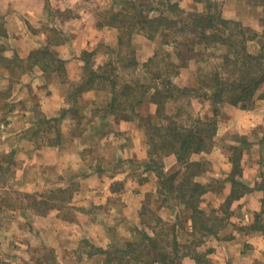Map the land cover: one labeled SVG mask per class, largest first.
<instances>
[{"label":"rangeland","instance_id":"rangeland-1","mask_svg":"<svg viewBox=\"0 0 264 264\" xmlns=\"http://www.w3.org/2000/svg\"><path fill=\"white\" fill-rule=\"evenodd\" d=\"M134 1L13 0L6 10H0V55L26 58L33 50L48 45L57 58L68 60L65 78L39 66L27 67L24 72L20 67L14 72L0 69V264H106L105 255L89 252L97 247L108 249L114 243L123 245L135 235L138 223L144 225L147 218L156 215L167 221L171 235L178 227L181 244L190 242L191 237L181 227L183 223L186 231L192 229L189 214L184 207L172 200L166 203L162 200L165 196L157 195L162 177L159 172L171 175L181 171L179 180L186 164L177 154L153 149L151 135L146 124L143 126L146 121L140 115L152 118L151 123L147 121L149 127L153 125L151 134L155 130L157 135V128L168 120L158 116L156 105L152 101L142 103L138 107L140 115L117 116L109 111L111 95L107 88L87 90L75 97L67 92L81 82L77 66L85 48L104 43L102 51L92 58L96 65L117 59L106 46L117 48L120 29L108 25L106 17L132 8ZM136 1L164 9L162 1L166 0ZM170 1L198 11L215 1L225 17L238 19L252 29L261 28V0ZM170 11L167 7L164 15L175 17L179 12ZM164 33L133 34V52L129 54L141 65L126 70L119 65L114 75L119 73L120 80L145 79L150 84L170 77L176 86L190 88L168 91L173 98L166 100L164 112L179 126H193L201 119L205 128L209 122L210 127L216 122L212 138L207 139L212 147L191 156L193 161L203 162L201 181L210 183L213 189L204 197L209 206L215 207L221 197L214 189L222 185L220 179L231 170V155H241L244 183L254 180L263 184L264 81L255 102L247 108L229 103L213 106L206 96L211 95V88L201 83L199 67L206 68L208 74L203 77L207 81L218 70L233 74L229 65L220 69L212 66L222 61L225 48L215 45L204 48L203 53L197 46L193 52L180 53L171 43L174 37ZM178 37L179 41L186 40L184 35ZM202 54L211 65L206 66ZM152 57H166L176 65L161 70L168 66L161 63L147 69L144 63ZM170 85L160 84V88L168 90ZM237 109L250 110V119L255 122L247 134L228 128L232 118L240 119ZM231 146H237V151ZM192 170H197L196 165ZM241 198L232 204L235 215L231 218L243 223L226 225L221 231L223 240L209 236L198 246L203 252L215 248V252L207 253L209 261L205 264L264 263V240L256 247L241 234L246 230L243 225L248 213L247 203L239 202ZM143 209L147 213H142ZM182 264L200 263L184 258Z\"/></svg>","mask_w":264,"mask_h":264},{"label":"trees","instance_id":"trees-1","mask_svg":"<svg viewBox=\"0 0 264 264\" xmlns=\"http://www.w3.org/2000/svg\"><path fill=\"white\" fill-rule=\"evenodd\" d=\"M259 2L263 5L260 14L261 28L256 30L246 26L238 19L225 17L215 1L208 2L204 10L198 11L181 8L179 3L170 0L162 1L164 9L153 5L144 6L145 3L135 0L131 3L132 8L128 6L131 9L116 11L106 17L108 25H114L120 29L117 48L110 45L106 46V51L108 53L115 52L118 56L117 59H111L99 65L94 63L92 58L95 57L98 51H102L100 46L104 43L97 45L94 49L85 48L82 51L79 58L81 63L77 66L78 73L81 75V82L72 85V88L68 89L67 92L71 97L87 90L107 88L111 95L110 113L117 116L125 114L126 117H134V115H140L139 105L152 101L156 105L158 116L161 119L168 120L167 123H163L157 128V135H155V130L151 134L153 125L149 127L152 118L148 117L149 115H140L144 117L143 122L146 121L143 126L146 124L148 134L151 135L150 142L153 144V149L156 148L158 152L163 150L165 154H177L178 159L186 164V169L179 180L176 179L180 176L181 171L171 175H165L163 170L159 172L162 177L160 178L161 185L157 190V195L165 196L162 200L166 203L172 200L176 206L184 207L185 213L189 214L192 226L191 230L186 231L185 224H180L184 234L191 237L190 242L183 245L178 240V227L175 226L174 235H171V229L166 226L167 221L156 215L151 220L147 218L144 221L145 224H141L142 226L138 223L134 229L135 235L126 239L123 245L114 243L108 249L97 247L89 254L100 253L105 255L104 261L106 264H182L184 258H190L196 263L205 264L209 261L207 253L215 252V248L210 247L204 253L198 246L203 245L209 236L223 240L224 237L221 235V231L226 225L232 226L243 223L242 220L231 218L235 215L232 207L234 201L250 191L248 184L244 183L241 178L244 174L242 161L240 160L241 155L239 157L231 155V170L226 172V175L220 179L222 185H217L214 189V191H219L220 203L215 207L209 206L204 195L212 189L210 188L211 184L201 181V174L204 172L201 166L203 162L193 161L191 156L212 147L207 143V139L212 138L211 134L216 122L212 127L208 125L209 122L205 125V128L202 127L201 119L196 120L193 126H179L177 120L171 119L164 112L166 100L173 98V94L167 93L168 91L176 90L180 92L190 88L176 86L170 77L168 80L163 81L159 76L158 78H161V81H158L157 84H150V81L145 79L132 81L133 79L129 80L122 77L124 80H120L118 79L119 73L115 75L114 73L120 68L119 65L125 67L124 70L138 68L141 65L136 57H130L129 54L133 52L131 41L133 34L144 33L153 36L165 30V35L174 37L171 43L180 53H183L184 50L193 52L198 47L202 49L203 53H205L204 48L215 45L224 47L225 52L222 54V61L212 66L220 69L225 64L229 65L233 68V74L218 70L214 74L211 73L212 77L207 81L203 77L208 74L205 71L206 68L200 66L201 83L210 86L211 95L206 93V96L211 100L213 106L216 103H229L247 108L255 102L258 90L264 81V0ZM208 6L212 9L209 10ZM167 7L171 10L170 13L179 10L178 14L175 17L164 15ZM154 11H157L158 14L152 15ZM180 35H184L186 40L179 41L178 36ZM252 44L256 47L255 50L252 49ZM125 50L127 52H124ZM170 55L168 54V56ZM202 55L206 66L207 64L211 65L205 58V54ZM165 59L167 58L163 57L159 60L157 57H152L144 63V66L149 69L154 64L167 63L168 66L163 65L164 67L161 70L163 68L169 70L171 66L176 65L174 61L167 62ZM196 61H200V58ZM34 66L42 67L44 71L50 73L59 72V76L65 78V72L68 71V60L57 58L48 45L33 50L26 58H9L0 55V69L11 68L14 72L16 67H20L19 69L24 72L27 67L33 68ZM211 69L213 70V68ZM64 82L66 83V81ZM160 84L171 85L168 90H163L160 88ZM231 148L234 151L238 149L237 146H231ZM194 165H196L197 170L193 172L192 167ZM213 179L219 180L217 177H213ZM262 183L257 188L264 192V180ZM228 187L229 192L226 191ZM221 212L226 213L225 216H221ZM142 213L147 212L143 209ZM263 213L264 196L262 198V208L256 212L254 222H244L243 227L257 231L264 230ZM154 220L155 224L153 225ZM196 239L198 241L195 244ZM183 247L188 248V250H184ZM257 264L264 263L258 262Z\"/></svg>","mask_w":264,"mask_h":264},{"label":"crops","instance_id":"crops-1","mask_svg":"<svg viewBox=\"0 0 264 264\" xmlns=\"http://www.w3.org/2000/svg\"><path fill=\"white\" fill-rule=\"evenodd\" d=\"M13 0H0V10H6L4 9L5 7L12 5ZM173 1H180V0H173ZM188 1V0H185ZM237 116H239V121H236L234 118H232V123H229L228 128H234L237 131L241 132L242 134H247L251 129L254 128L255 122L252 120L253 118L251 117L250 119V110H235ZM260 168V164L258 166ZM261 177L264 179V170L261 171ZM246 184H248L250 191H248L245 195L244 198H241L239 201L240 203L245 201L247 203L246 210L248 213L246 214V221L247 223L254 222L255 219V214L256 212L260 211L262 208V198L264 196V192L262 190H259L257 187L259 183L257 181H250L248 182L246 180ZM229 192V190L227 191ZM242 235H246L248 237V241L246 242H251L254 244L253 246H256L264 240V230L262 231H257V230H252L248 227H246V230L241 233ZM240 240L238 239V242ZM258 243V244H257ZM256 244V245H255ZM262 249V248H261ZM258 249V250H261Z\"/></svg>","mask_w":264,"mask_h":264}]
</instances>
